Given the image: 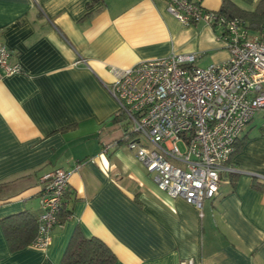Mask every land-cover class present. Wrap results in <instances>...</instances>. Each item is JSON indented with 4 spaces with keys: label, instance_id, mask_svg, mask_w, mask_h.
Masks as SVG:
<instances>
[{
    "label": "crops",
    "instance_id": "1",
    "mask_svg": "<svg viewBox=\"0 0 264 264\" xmlns=\"http://www.w3.org/2000/svg\"><path fill=\"white\" fill-rule=\"evenodd\" d=\"M224 1L201 4L219 12ZM229 1L253 10L264 0ZM220 32L184 25L165 0H0V43L22 67L0 77V219L38 211L40 178L55 168L70 172L71 209L45 249L11 252L0 226V264H59L76 228L114 264H264V111L197 208L162 191L121 140L108 89L114 68L170 53H195L200 67L225 61Z\"/></svg>",
    "mask_w": 264,
    "mask_h": 264
},
{
    "label": "built area",
    "instance_id": "2",
    "mask_svg": "<svg viewBox=\"0 0 264 264\" xmlns=\"http://www.w3.org/2000/svg\"><path fill=\"white\" fill-rule=\"evenodd\" d=\"M165 2L184 25L203 22L219 28L228 59L200 67L195 53H170L114 68L108 89L130 124L121 140L153 182L169 197L201 208L217 192L223 165L240 135L254 114L264 111V28L253 32L243 17L208 10L201 0ZM9 57V49L0 43V77L22 70L18 63L9 65ZM69 175L55 168L40 178L41 212L30 246L45 249L51 244Z\"/></svg>",
    "mask_w": 264,
    "mask_h": 264
},
{
    "label": "trees",
    "instance_id": "3",
    "mask_svg": "<svg viewBox=\"0 0 264 264\" xmlns=\"http://www.w3.org/2000/svg\"><path fill=\"white\" fill-rule=\"evenodd\" d=\"M219 12L230 16L232 14L242 15L248 19V27L257 30L264 22V1H260L253 10H242L235 7L232 1L225 0ZM115 117L119 120L122 119V112H117ZM239 141L236 143L235 150L241 146ZM69 202L67 188L64 205L57 214V222L54 227L61 224L71 213ZM40 212L39 207L38 211L23 210L0 219L2 232L11 252L30 246L37 234ZM115 261L114 253L103 241L93 236L86 237L76 228L68 241L59 264H114Z\"/></svg>",
    "mask_w": 264,
    "mask_h": 264
},
{
    "label": "rangeland",
    "instance_id": "4",
    "mask_svg": "<svg viewBox=\"0 0 264 264\" xmlns=\"http://www.w3.org/2000/svg\"><path fill=\"white\" fill-rule=\"evenodd\" d=\"M121 126H122V129L123 130H127V132L130 130V124H128L127 122H126V120H123L122 121V123H121ZM123 130H121V135H122V133H123ZM137 135H130V138H135ZM144 141H146V143H147V140H145V139H143ZM181 147V146H180ZM151 177H152V175H151Z\"/></svg>",
    "mask_w": 264,
    "mask_h": 264
}]
</instances>
